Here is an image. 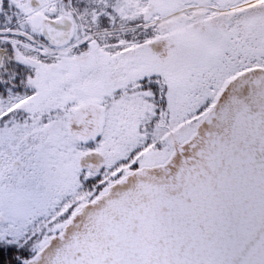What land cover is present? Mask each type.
<instances>
[{"label": "snow or ice", "instance_id": "6c2138e0", "mask_svg": "<svg viewBox=\"0 0 264 264\" xmlns=\"http://www.w3.org/2000/svg\"><path fill=\"white\" fill-rule=\"evenodd\" d=\"M0 264H264V0H0Z\"/></svg>", "mask_w": 264, "mask_h": 264}]
</instances>
